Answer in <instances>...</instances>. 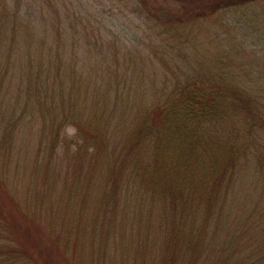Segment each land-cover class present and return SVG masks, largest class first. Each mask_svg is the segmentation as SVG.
<instances>
[{
    "label": "trees",
    "instance_id": "16d2710c",
    "mask_svg": "<svg viewBox=\"0 0 264 264\" xmlns=\"http://www.w3.org/2000/svg\"><path fill=\"white\" fill-rule=\"evenodd\" d=\"M23 1L15 0L13 9L11 0H0V84L17 68L35 91H49L34 111L41 126L26 125L44 137L54 133L52 148L60 130L73 127L66 142L74 143L77 161L83 165L88 158L104 171L102 216L120 211L125 220L157 208L169 219L158 223L169 228L168 239L158 243L161 250L144 251V264H264V201L247 205L239 182L264 187V94L217 60L204 69L209 57L192 34L193 25L222 8L264 0H181L180 10L136 0L166 44H150L151 51L125 47L120 56L108 37L83 27L72 31L71 48L98 56L76 60L65 57L70 47L61 27L68 19L63 0H55L53 16L44 9L25 14ZM48 25L56 31L54 43ZM5 183L0 172L3 189ZM230 197L237 200V223L229 218L235 212ZM27 226L0 203V264H47L38 259ZM73 262L69 256L61 264Z\"/></svg>",
    "mask_w": 264,
    "mask_h": 264
},
{
    "label": "rangeland",
    "instance_id": "374dc122",
    "mask_svg": "<svg viewBox=\"0 0 264 264\" xmlns=\"http://www.w3.org/2000/svg\"><path fill=\"white\" fill-rule=\"evenodd\" d=\"M14 1L10 4L13 9ZM157 1L172 4L179 10L185 4L181 0ZM206 1L209 0L196 3ZM22 3L25 14L27 9H44L50 16L55 13V0H45L43 4L41 0ZM61 3L68 7V14L63 15L64 18L68 15V19L61 24L67 31L64 34L69 36L66 59L94 56V53L71 48L72 31H82L83 27L89 34L94 31L95 35L108 37L120 56L125 47L151 51L161 49V42L166 44L139 13L136 0H63ZM12 19L14 24L16 21ZM37 22L42 29L47 26V23ZM192 29V34L197 35L199 52L209 57L203 64L204 69L211 68L209 65L217 60L224 69L242 75L246 86L260 89L264 94V3L222 8ZM53 31L56 32L48 25L51 43L55 42ZM6 40L10 41L11 37ZM189 50L192 51L187 48ZM48 92L47 89L35 91L34 83L21 79L17 68L10 70L4 85L0 84V172L7 181L5 189L0 186V203L16 223L28 224L38 259L47 264L65 263L69 256L73 264H144L140 259L145 256L144 251L161 250L158 243L162 245L168 239L169 228L158 223L169 219L158 213L157 208L152 214L147 209L142 213L137 210L125 220L120 211L101 215L99 198L103 193L104 171L98 165L91 166L88 158L83 165L77 161L74 143L66 142L74 135L73 127L62 128L57 147L52 148L54 133L44 137L40 131H32L30 125H26L41 126L38 127L41 118L33 121L34 111ZM248 181H239L246 192L242 201L254 208L264 201V187L254 189ZM229 200L234 202L235 209L231 212L233 217L229 218L237 223V200L232 197ZM147 225L153 232L144 228Z\"/></svg>",
    "mask_w": 264,
    "mask_h": 264
}]
</instances>
